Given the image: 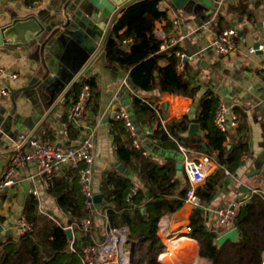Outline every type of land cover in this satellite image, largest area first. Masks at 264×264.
Here are the masks:
<instances>
[{"label":"crops","instance_id":"crops-1","mask_svg":"<svg viewBox=\"0 0 264 264\" xmlns=\"http://www.w3.org/2000/svg\"><path fill=\"white\" fill-rule=\"evenodd\" d=\"M63 1L41 0L37 5H32L30 0H0V27L13 20L12 13L16 14L15 18H22L30 14L40 19L47 16L49 11V14H55L53 11L60 8ZM240 1L225 0L224 12H219L210 31H202L203 33L200 35L197 33L201 30L196 28L199 22L207 19L208 16L189 14L174 8L167 12L168 19L156 20L154 27V29L161 27L169 34H176V32L181 31L190 33L181 47L190 56L187 61L190 68L188 75L192 86L198 85L202 90H210L218 94L221 101L230 100L233 113L240 118L239 124L244 123L248 127L247 135L251 153H245L242 156L243 164L237 173L234 175L227 174L228 176L217 195L210 204H207L212 211H206L207 220L212 226L220 224L215 216V211L220 207L238 202L243 203L257 190L264 193V158L261 157L264 152V114L258 107L259 95L264 90V0H261L258 5H256V0H243V3H246L248 7L244 14L229 8L237 5ZM123 10L118 14L109 30L111 32L110 37L115 36L114 32L123 16ZM219 15L223 16L222 21H220ZM177 18L181 20L179 26L174 24ZM233 27L238 28L240 32L238 51L226 56L214 52L210 46L215 36L223 30ZM126 29L127 25H124L118 31L122 34ZM18 38L15 36L11 40L12 42L6 41L4 44H1L0 39V63L7 72L0 78V122H3L0 133L5 129L6 118L15 111L10 132L0 138V178L7 171L9 157L19 145H22L21 148L25 152L30 150L28 144H23L20 139L21 133L34 131L39 127L36 132L39 137H47L54 145L64 147L75 141H80L91 131H95L93 185L96 193H101L100 180L106 171L116 167L121 173L131 175L126 165L120 163L116 155L115 137L117 131L115 125L118 120L115 118V113L120 109V106L127 108L135 118L132 100L134 96L141 95L145 102L154 103L153 107L157 112L162 110L161 122L164 121L162 124L181 118L186 114L192 116L191 109L195 103L193 99L179 94H160L159 90H145L141 86H136L130 75V70L111 63L106 55L107 63H100L90 74L96 79V84L100 90L98 97L88 103L78 125L69 123V107L77 98H64L61 103L55 105L62 93L57 95L54 102L49 103L51 99L49 94L44 93L43 89L33 88V85L38 81L37 74L44 70L43 63L50 70V76L53 77L61 73L63 57L66 53L65 45L68 39L63 43V40L54 38L44 48H41L40 40H34L33 46L28 47L26 44L19 45L17 43ZM130 39L132 41L124 42ZM124 41L125 48L129 50L133 38H126ZM256 41L260 42L262 54L256 51L250 52ZM202 61H205L204 65ZM167 63L166 57L158 59L159 66H165ZM13 73L18 74L17 79H12L9 76ZM125 79L129 80V84H124ZM69 84L70 82H65L62 91ZM1 89H6L8 94L3 95ZM17 116L21 117L22 120L21 124H18L19 126L16 125L18 123ZM65 123H68V128L71 125L73 131L70 128L67 131ZM138 125L146 134L144 148L151 155L157 157L155 162L160 164L170 158L177 160V162L181 160L179 149L173 151L163 149L148 137L155 131L157 127L155 123L140 122ZM239 126L230 130L229 133L233 134L234 137H239L241 135H237ZM190 149L196 157L203 153L207 154ZM217 169L218 165L215 163L212 173ZM36 172L37 167L34 164L26 165L25 168L17 172V182L14 186L0 197V223L3 226V229H0V239L9 236L15 239L20 236L18 223L24 216L25 201L27 197L34 196L32 189L36 185L42 193L41 201H38L41 210L53 212L54 215L65 218L62 207L50 196L48 188H45L41 179L37 178L34 181L29 178V175ZM185 177L183 171V178ZM193 210L194 208L190 204L185 203L178 212L162 217L169 222L170 233L175 237L180 236L181 233L186 235V239L181 240L180 246L175 249L173 257H170V263L172 261L174 264H190L192 261H199V264H207V261L199 256V241L187 236L190 230L189 218ZM104 216L101 214L95 218L98 226L100 223L104 225ZM223 233H225L224 228L219 233L218 238ZM237 239H239V234Z\"/></svg>","mask_w":264,"mask_h":264},{"label":"trees","instance_id":"trees-1","mask_svg":"<svg viewBox=\"0 0 264 264\" xmlns=\"http://www.w3.org/2000/svg\"><path fill=\"white\" fill-rule=\"evenodd\" d=\"M260 1L256 0V5ZM158 2L159 0H137L123 10L115 36L107 38L104 49L111 63L130 70L136 86L145 90H159L160 94H179L194 100L197 110L193 116L186 114L165 124L161 122L162 110L157 112L153 107L154 103L145 102L143 96H134L132 106L138 124H156L155 131L148 137L159 147L178 150L180 142L193 150L205 152L214 159L218 169L196 191L207 205L217 195L227 174L237 173L243 164L242 156L251 153L248 127L241 123L237 130V135H241L234 137L214 125L220 96L210 90H202L198 85L192 86L188 75V61L186 71H178L175 49L182 48L181 46L172 52L160 49L161 41L154 34L155 22L158 19H168V14L159 9ZM229 8L244 14L248 7L241 0ZM219 19L222 21L224 18L219 15ZM124 25H127V29L120 34L118 30ZM126 38H133L129 50L123 44ZM161 57L168 59L167 65H158ZM86 83L92 89L89 103L95 100L100 90L96 79L91 75H83L79 82L73 83L64 97L78 98ZM191 122H199L202 135H183ZM115 127L116 155L131 175L121 173L116 167L102 175L101 213L106 216L110 226L129 227L128 242L133 248L134 264H165L159 260V255L167 248L159 235V224L164 215L176 213L185 205L191 183L187 177H177V160L170 158L160 164L155 162L150 155L144 153V147L136 148L132 145V139L122 121H117ZM69 128L73 131L71 125ZM48 192L62 207L65 218L43 212L34 196L27 197L24 217L33 228L15 239L11 236L0 239V264H84L79 254L70 249V240L65 230L66 225L71 224L78 230L82 219L88 216L94 218L93 212L84 204L77 171L69 169L56 176ZM235 220L239 241L227 240L219 246L217 238L223 227L220 224L212 226L207 220L205 209L192 211L187 236L199 241V256L207 264L263 263L264 193L257 191L251 194L240 206ZM90 241V234L80 232L79 243Z\"/></svg>","mask_w":264,"mask_h":264},{"label":"built area","instance_id":"built-area-1","mask_svg":"<svg viewBox=\"0 0 264 264\" xmlns=\"http://www.w3.org/2000/svg\"><path fill=\"white\" fill-rule=\"evenodd\" d=\"M32 5H37L41 0H30ZM216 7L207 19L198 25L197 30L210 31L214 20L221 11V7L224 5L225 0H214ZM158 7L161 11L169 12L173 8L170 0H159ZM213 16V17H211ZM210 17V18H209ZM181 20L176 19L174 21L175 26L180 25ZM156 38L161 41L160 49L172 52L176 47H180L181 44L190 35L189 32H176V34H169L161 27L154 29ZM196 30V31H197ZM240 32L236 27L225 29L218 33L210 48L217 52L219 55H232L238 51L239 43L238 36ZM125 40L124 42H129ZM261 48V46H260ZM177 60L176 68L179 72L186 71V61L190 57L188 52L183 48L175 49ZM255 47L250 49V52H255ZM7 72L0 63V78ZM12 79H17L18 74H9ZM124 84H129V80L125 79ZM81 95L73 101L69 107L68 120L69 123L78 125L81 121L86 107L92 98V89L89 84H84L82 87ZM2 94H8L6 89H1ZM115 118L118 121H122L124 127H126L130 138L132 139V145L136 148L144 147V141L146 134L141 127L135 121V118L131 112L120 106V109L116 111ZM164 123V121H162ZM239 116L233 113V108L226 101H220L218 108L216 109L214 116V125H216L221 131L228 133L232 129H236L240 124ZM65 128L68 131V123H65ZM95 131H91L88 135L84 136L80 141H75L67 146L58 147L54 145L49 138L39 137L37 133H28L22 136L21 140L23 144H28L30 150L23 151L22 145L17 147L8 160L7 171L0 178V197L17 182V172L26 167L28 164H34L37 167L35 174L29 175L32 180L41 179L45 188H49L53 184V180L56 176L63 173L65 170L74 169L78 173L79 185H81L82 193L84 195V204L88 210L93 212L94 218L88 216L80 221L78 230L74 225H66L65 230L71 231L70 249L73 252H77L81 257L84 264H134L133 261V248L128 242L129 227L123 225V227L110 226L107 223V218L104 216V229L101 230L100 226L95 222V218L100 216L101 209L100 204L95 203V195L97 194L93 185L94 177V162H95ZM179 152L181 154L180 162L183 164V171L191 183V188L187 192L185 202L190 204L194 209L203 208L207 212H212L210 208L205 205L200 196L197 195V188L206 183L208 177L212 174L215 163L213 158L208 154H200L198 157L194 155V152L186 145L179 143ZM144 153L150 155L153 160H157V157L151 155L146 149ZM258 191V190H257ZM257 191H254V193ZM32 194L40 202L42 193L40 188L36 185L32 189ZM241 202L233 203L224 207H220L215 211V216L218 222L225 229V233L237 229L236 216ZM45 212V211H43ZM47 212V211H46ZM45 212V213H46ZM18 231L20 235L28 233L33 228V225L23 216L18 223ZM0 229L3 226L0 223ZM80 232L90 234L91 241L85 244L79 243ZM159 235L166 243V250L159 255V260L165 264L166 258L173 257L174 247L178 245L181 237L186 236L181 234L180 236H174L170 233L169 222L166 219L160 221ZM103 236V238H101ZM129 245L130 249H126ZM194 264V263H191ZM264 264V261L263 263Z\"/></svg>","mask_w":264,"mask_h":264},{"label":"water","instance_id":"water-1","mask_svg":"<svg viewBox=\"0 0 264 264\" xmlns=\"http://www.w3.org/2000/svg\"><path fill=\"white\" fill-rule=\"evenodd\" d=\"M137 0H64L61 2L60 8L53 11L55 14L47 13V16L41 19L35 15H27L18 18L12 13L13 20L0 27L1 44L4 42H12L11 40L18 36L17 43L19 45L26 44L28 47L33 46V41L40 40V47L44 48L52 39L67 40L65 45L64 61L61 66V73L50 76V70L43 63V69L37 74L38 81L33 88L44 90L51 97L50 102L55 101L57 95L61 96L56 101L58 105L65 98L67 89L75 83L79 82L83 75H90L94 69L101 64H106L105 43L110 38V28L114 23L118 14L127 6L133 4ZM173 8L183 10L189 14H204L209 16L216 7L214 0H170ZM45 18V20H43ZM203 21L199 22L200 25ZM107 32H106V31ZM20 40V41H19ZM256 52L262 54L260 50V42L253 44ZM205 64V61H202ZM70 82L69 86L62 91L63 84ZM43 93V92H42ZM200 95L197 97L198 101ZM258 107L264 114V90L259 95ZM229 105L230 100L226 101ZM197 109L196 104L193 105L191 111L192 116ZM15 111L6 118L5 129L0 133V138L4 134L10 132L13 123ZM18 124H21V117L17 116ZM136 121V120H135ZM3 122H0V128ZM39 128V127H38ZM36 130L20 134V139L28 133H36ZM202 127L199 122H192L188 130L183 134L185 137L197 136L202 134ZM264 158V152L261 155ZM177 164V177L183 178V164L179 161ZM103 195L97 193L95 195V203L100 204ZM68 237H71V231L67 230ZM238 229L223 233L218 238V245H222L227 240L238 242ZM133 251V250H132ZM133 254V252H132Z\"/></svg>","mask_w":264,"mask_h":264},{"label":"rangeland","instance_id":"rangeland-1","mask_svg":"<svg viewBox=\"0 0 264 264\" xmlns=\"http://www.w3.org/2000/svg\"><path fill=\"white\" fill-rule=\"evenodd\" d=\"M221 9V12H224V9H223V6L220 8ZM203 32L202 31H199L198 33H197V35H200V34H202ZM52 214H53V212H51ZM54 215V214H53ZM100 223V222H99ZM100 229L101 230H103L104 229V225L102 224V223H100ZM181 234H185V233H181ZM182 238V237H181ZM181 242V241H180ZM180 242L178 243V245L176 246V247H174L175 249L177 248V247H179L180 246ZM126 249H130V246L129 245H127L126 246ZM175 249H174V252H175ZM166 262H167V264H174V262H172L171 261V263H170V257H168L167 255H166ZM191 263H194V264H199V261H195V262H190V264ZM182 264H185V263H182Z\"/></svg>","mask_w":264,"mask_h":264},{"label":"bare ground","instance_id":"bare-ground-1","mask_svg":"<svg viewBox=\"0 0 264 264\" xmlns=\"http://www.w3.org/2000/svg\"><path fill=\"white\" fill-rule=\"evenodd\" d=\"M184 239H186V236H183L181 239H180V241L181 240H184ZM188 240V239H187ZM190 241V240H189ZM183 247V246H182Z\"/></svg>","mask_w":264,"mask_h":264}]
</instances>
